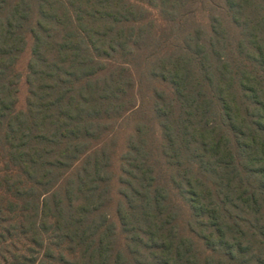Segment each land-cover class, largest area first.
Returning <instances> with one entry per match:
<instances>
[{
    "label": "trees",
    "instance_id": "1",
    "mask_svg": "<svg viewBox=\"0 0 264 264\" xmlns=\"http://www.w3.org/2000/svg\"><path fill=\"white\" fill-rule=\"evenodd\" d=\"M0 264H264V0H0Z\"/></svg>",
    "mask_w": 264,
    "mask_h": 264
},
{
    "label": "rangeland",
    "instance_id": "2",
    "mask_svg": "<svg viewBox=\"0 0 264 264\" xmlns=\"http://www.w3.org/2000/svg\"><path fill=\"white\" fill-rule=\"evenodd\" d=\"M203 18H200V19H202L203 22H206L205 18L204 19ZM166 26L167 25L162 26L160 22L157 23L158 28H157L156 32L158 33V36L153 41V44H158L160 42V40H158V38L161 37L162 31L164 28H166ZM29 53H30V49L28 46L25 53H23L21 55L19 63H18V70L22 73L21 80L19 83L20 92H19V98H18V108H20V109L24 108L25 98L27 97V86H26L25 81H24V76L26 73L27 62L29 60ZM134 121H132V119H129V121H125L123 123V125L120 126V128L116 132L117 146H116L115 150H116L117 155L124 148V141L126 139V136L128 134L129 129L134 125ZM114 164H115V169H116V166H117L116 159H114Z\"/></svg>",
    "mask_w": 264,
    "mask_h": 264
}]
</instances>
